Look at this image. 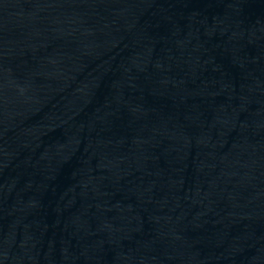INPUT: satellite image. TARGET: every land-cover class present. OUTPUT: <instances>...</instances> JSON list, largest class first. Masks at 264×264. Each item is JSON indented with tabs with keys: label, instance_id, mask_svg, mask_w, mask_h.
I'll return each mask as SVG.
<instances>
[{
	"label": "water",
	"instance_id": "1",
	"mask_svg": "<svg viewBox=\"0 0 264 264\" xmlns=\"http://www.w3.org/2000/svg\"><path fill=\"white\" fill-rule=\"evenodd\" d=\"M0 264H264V0H0Z\"/></svg>",
	"mask_w": 264,
	"mask_h": 264
}]
</instances>
